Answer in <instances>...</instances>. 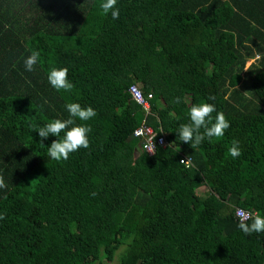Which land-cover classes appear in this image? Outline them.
I'll return each instance as SVG.
<instances>
[{"label": "trees", "instance_id": "obj_1", "mask_svg": "<svg viewBox=\"0 0 264 264\" xmlns=\"http://www.w3.org/2000/svg\"><path fill=\"white\" fill-rule=\"evenodd\" d=\"M101 3L0 0V264H110L117 251L118 264H264V232L234 214L264 216V0H117L118 19ZM53 66L72 90L50 85ZM133 83L151 93L147 114ZM70 102L96 111L77 120L89 147L55 161L57 137L28 125L67 119ZM201 102L230 127L193 148L177 131ZM144 118L166 141L152 154L131 136Z\"/></svg>", "mask_w": 264, "mask_h": 264}, {"label": "clouds", "instance_id": "obj_2", "mask_svg": "<svg viewBox=\"0 0 264 264\" xmlns=\"http://www.w3.org/2000/svg\"><path fill=\"white\" fill-rule=\"evenodd\" d=\"M116 4L117 0H102L100 4L102 14L107 15L110 12L113 19H118L119 9L116 8ZM39 59L40 53L36 50H30V54L24 59L25 69L33 71ZM47 79L50 85L58 91L68 92L74 87L68 79L67 67H51ZM175 102L180 103V98L177 97ZM66 110L69 113L67 119H52L42 126L32 122H29L28 125L30 131L37 132L42 140L48 138L50 134L57 137L47 147V156L55 161L67 160L71 153L78 151L80 148L86 149L89 147L88 134L91 128L85 123H77V120L86 122L96 116L94 108L91 106L82 107L75 102L67 103ZM214 112H216L215 117L212 116ZM188 114L190 122L181 124L177 134L180 141L189 144L193 148L199 146L205 139L211 141L212 138L223 137L225 130L230 127V122L223 112H217L214 104L211 103L192 104ZM40 144L44 146L43 143ZM228 152L233 158H237L242 154L238 140L234 139L231 142ZM184 160L182 159L181 162H184ZM5 187L4 177L0 175V189ZM238 216V227L245 234L264 232V216L247 211H240ZM3 218V214L0 213V219Z\"/></svg>", "mask_w": 264, "mask_h": 264}, {"label": "built area", "instance_id": "obj_3", "mask_svg": "<svg viewBox=\"0 0 264 264\" xmlns=\"http://www.w3.org/2000/svg\"><path fill=\"white\" fill-rule=\"evenodd\" d=\"M127 91L130 97L136 103L141 105L145 113H149L150 104L148 98L151 97V93H148L147 96H145L136 83L131 84L128 87ZM131 136L138 139V146L140 150L148 154L154 153L155 149L158 146H164L166 144L163 133H158L157 130H155L151 125L147 123L145 118L142 119L138 126L133 129ZM182 159H185L184 162H181ZM179 162L184 164L185 167L193 165L191 158L185 156H181L179 158ZM240 211L250 212L249 210L236 207L234 210V214L238 218V214Z\"/></svg>", "mask_w": 264, "mask_h": 264}, {"label": "rangeland", "instance_id": "obj_4", "mask_svg": "<svg viewBox=\"0 0 264 264\" xmlns=\"http://www.w3.org/2000/svg\"><path fill=\"white\" fill-rule=\"evenodd\" d=\"M206 187L205 186H201L200 188H199V193H202L203 191H204V189H205ZM206 190V189H205ZM119 253H120V251H117L116 253H115V255H114V257L112 258V260L111 261H109L110 262V264H118L119 263Z\"/></svg>", "mask_w": 264, "mask_h": 264}]
</instances>
